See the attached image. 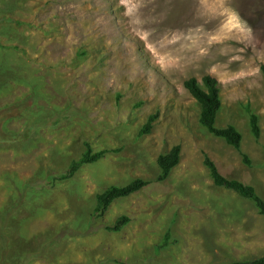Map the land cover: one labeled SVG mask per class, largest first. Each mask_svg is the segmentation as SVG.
Returning <instances> with one entry per match:
<instances>
[{"label": "rangeland", "instance_id": "374dc122", "mask_svg": "<svg viewBox=\"0 0 264 264\" xmlns=\"http://www.w3.org/2000/svg\"><path fill=\"white\" fill-rule=\"evenodd\" d=\"M262 67L264 0H0V264L264 258V216L205 165L264 199ZM207 76L221 89L217 126L240 131L241 151L201 125L185 83ZM86 143L109 153L50 186ZM175 146L180 163L158 182ZM139 179L150 183L95 214L99 195Z\"/></svg>", "mask_w": 264, "mask_h": 264}, {"label": "trees", "instance_id": "16d2710c", "mask_svg": "<svg viewBox=\"0 0 264 264\" xmlns=\"http://www.w3.org/2000/svg\"><path fill=\"white\" fill-rule=\"evenodd\" d=\"M264 75V67H262ZM186 89L191 95L200 103L202 112L200 122L201 125L208 130L209 133L223 139L229 146L241 151L243 136L240 131L234 126H228L226 128H219L217 126L218 115L222 108L221 89L218 80L212 76H207L203 79V85L197 79H190L185 83ZM250 124L252 134L255 138L261 137L260 120L256 114H250ZM157 116H152L145 127L142 129L140 135H149L152 133L153 124L156 122ZM1 128V127H0ZM3 136L7 139V134L4 131H0V141ZM87 151L83 155L82 159L72 163L67 173L62 174L59 177L51 176L48 178L50 186H53L55 181L68 180L74 177L84 165L95 164L103 159L109 151H102L94 153L90 143H86ZM182 149L180 146H175L170 152L161 155L158 159V164L161 169V174L158 178V182H165L169 179L172 171L176 168L181 160ZM244 162L250 166L251 161L249 157L243 154ZM205 165L210 171V176L214 181V184L218 188L232 191L242 198L253 202L259 211L261 216H264V199L259 196L257 190L250 185H246L237 180H230L224 177L218 170L216 164L210 159L206 158ZM149 181L135 180L125 187H111L103 194L97 197L98 205L95 209V214L99 217H104L111 205L119 199L128 198L149 185ZM131 219L129 217H121L112 227H108L107 230L111 232H121L125 228ZM235 264H264V258H260L249 262H237Z\"/></svg>", "mask_w": 264, "mask_h": 264}]
</instances>
